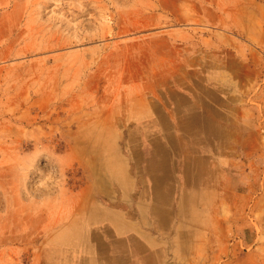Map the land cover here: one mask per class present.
<instances>
[{
  "label": "rangeland",
  "instance_id": "rangeland-1",
  "mask_svg": "<svg viewBox=\"0 0 264 264\" xmlns=\"http://www.w3.org/2000/svg\"><path fill=\"white\" fill-rule=\"evenodd\" d=\"M0 264H264V0H0Z\"/></svg>",
  "mask_w": 264,
  "mask_h": 264
},
{
  "label": "bare ground",
  "instance_id": "bare-ground-1",
  "mask_svg": "<svg viewBox=\"0 0 264 264\" xmlns=\"http://www.w3.org/2000/svg\"><path fill=\"white\" fill-rule=\"evenodd\" d=\"M157 91V90H156ZM189 93V92H188ZM161 100V99H160ZM167 103V102H166ZM166 106V105H165ZM163 107H164V105H163ZM182 108V107H181ZM183 109V108H182ZM177 125V124H176ZM191 139V138H190ZM159 153V152H158ZM161 155V154H160ZM162 155H163V153H162ZM165 155V154H164ZM155 159V158H154ZM163 160H165V158H157L155 161H154V163L153 164H151V167L152 166H156V165H162L163 164ZM188 167L186 166V168L184 167V169H183V172L184 173H187L188 172ZM199 171H201V170H199ZM199 171H197V176H198V178H201L202 177V175L200 174V172ZM242 173V172H241ZM190 174V173H189ZM160 177L159 178H161V175H159ZM187 176V175H186ZM256 181V180H255ZM255 184V183H254ZM192 185V184H191ZM187 188V187H186ZM189 188V187H188ZM240 189H243V187H242V185H239V186H237L236 187V190H240ZM251 189V188H250ZM191 192V191H190ZM251 193V192H250ZM182 195V194H181ZM180 195V196H181ZM183 196V195H182ZM181 196V197H182ZM188 196V195H187ZM192 196V195H191ZM185 197H186V195H185ZM190 197V196H189ZM186 199V198H185ZM190 199V198H189ZM180 201V200H179ZM191 203V202H190Z\"/></svg>",
  "mask_w": 264,
  "mask_h": 264
},
{
  "label": "clouds",
  "instance_id": "clouds-1",
  "mask_svg": "<svg viewBox=\"0 0 264 264\" xmlns=\"http://www.w3.org/2000/svg\"><path fill=\"white\" fill-rule=\"evenodd\" d=\"M45 183V180L38 181V186L43 187Z\"/></svg>",
  "mask_w": 264,
  "mask_h": 264
}]
</instances>
